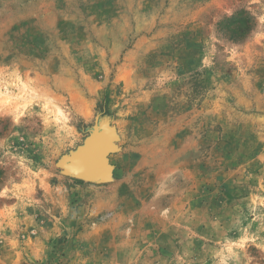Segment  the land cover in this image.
I'll return each instance as SVG.
<instances>
[{
    "label": "rangeland",
    "instance_id": "rangeland-1",
    "mask_svg": "<svg viewBox=\"0 0 264 264\" xmlns=\"http://www.w3.org/2000/svg\"><path fill=\"white\" fill-rule=\"evenodd\" d=\"M0 264H264V0H0Z\"/></svg>",
    "mask_w": 264,
    "mask_h": 264
},
{
    "label": "water",
    "instance_id": "water-1",
    "mask_svg": "<svg viewBox=\"0 0 264 264\" xmlns=\"http://www.w3.org/2000/svg\"><path fill=\"white\" fill-rule=\"evenodd\" d=\"M109 141L104 136H95L87 141L85 147L70 159L67 166V175L73 179L98 184L106 177L105 155L109 150ZM93 173L81 172L80 167L95 164Z\"/></svg>",
    "mask_w": 264,
    "mask_h": 264
},
{
    "label": "bare ground",
    "instance_id": "bare-ground-1",
    "mask_svg": "<svg viewBox=\"0 0 264 264\" xmlns=\"http://www.w3.org/2000/svg\"><path fill=\"white\" fill-rule=\"evenodd\" d=\"M106 137V136H105ZM94 166H96V163L95 164H91L90 166L89 165H86V166H81L79 170H81V172H84V173H93L95 170L93 169Z\"/></svg>",
    "mask_w": 264,
    "mask_h": 264
}]
</instances>
